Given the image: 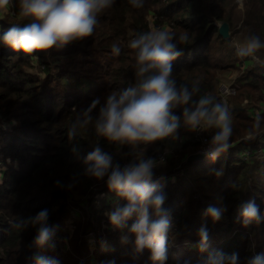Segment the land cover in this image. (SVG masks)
<instances>
[{
  "label": "trees",
  "instance_id": "1",
  "mask_svg": "<svg viewBox=\"0 0 264 264\" xmlns=\"http://www.w3.org/2000/svg\"><path fill=\"white\" fill-rule=\"evenodd\" d=\"M241 7L238 0H143L140 7L131 0H115L99 14L92 35L62 47L25 54L0 43V163L5 164L0 180V264H34L37 255L56 258L60 264H151L147 248L134 252L131 238L121 241L126 229L108 222L106 212L125 201L107 189L103 180L82 172V157L96 139L92 130L81 129L73 138L69 127L77 109L134 81V50L128 43L154 26L188 35L187 41L178 44L182 54L172 61L174 76L178 83L189 85L199 80L201 90L211 92L219 102L217 90L208 89L213 79L244 64L233 84L236 93L229 96L232 107L226 103L233 126L229 149L215 160L202 155L188 160L187 155L198 152L202 143L196 132L180 129L179 149L166 154V163L155 169L153 179L163 178L160 183L167 192L163 206L172 222L165 264H182L186 259L198 264L217 250L235 252L242 262L264 253V221L243 225L236 218L238 207L250 199L264 210V152L258 153L264 136V48L251 56L258 61L230 50L231 42L245 44L249 34L264 40V0H244ZM11 8L15 10V0ZM14 19L11 15L0 18V34ZM217 21L228 23L227 38L218 32ZM113 43L119 44V55L112 53ZM254 110L257 114H248ZM165 141L148 145L147 154H164ZM99 143L121 164L145 151L143 145L130 148L103 139ZM73 144L80 148L78 155L71 151ZM216 169H222L221 175L214 174ZM73 193H78L75 201ZM108 194L115 195L119 204L105 206ZM72 204H86V209L81 205L83 215L91 211L96 216L92 237H79L86 233V226L81 228L80 220L72 218ZM208 205H224L226 210L213 222L203 215ZM43 208L50 211V245L54 246H37L34 226L23 230L13 226L20 217ZM66 221L75 222L69 234L64 232ZM202 224L208 228L209 246L199 252L192 245ZM101 233L105 237L99 240ZM185 239L192 244L184 247Z\"/></svg>",
  "mask_w": 264,
  "mask_h": 264
},
{
  "label": "clouds",
  "instance_id": "2",
  "mask_svg": "<svg viewBox=\"0 0 264 264\" xmlns=\"http://www.w3.org/2000/svg\"><path fill=\"white\" fill-rule=\"evenodd\" d=\"M12 3L13 0H0V18L6 15L15 18L0 34V43L25 54H34V50L59 48L92 35L99 14L110 8L115 0H15L14 11ZM131 3L140 7L143 0H131ZM25 20L28 22L22 23ZM187 40V34L178 35L164 27L154 26L135 34L128 43L134 50V81L125 87L111 89L103 97H95L87 107L77 109L69 127V135L73 138L81 129L92 130L96 139L91 150L82 157V172L103 180L107 189L125 201L106 212L108 222L116 229H126L121 241L127 243L131 238L134 252L147 248L151 264H165L172 222L169 210L163 206L167 198L160 183L163 178L153 179L155 169L166 163L169 149L165 148L164 154L157 157L147 154V146L165 139L176 141L180 138V129L204 131L210 135L200 151L208 159L215 160L229 149L233 132L232 114L226 103L219 102L211 92L202 91L199 80L191 85L177 82L172 61L182 54L179 42ZM260 48H264V40L249 34L237 54L254 56ZM111 51L119 55V44L113 43ZM101 139L130 148L143 145L145 151L134 153L121 164L112 152L102 149ZM71 151L78 155L80 148L73 144ZM7 159L10 162V158ZM4 170L5 164L0 163V180ZM213 171L216 176L222 173V169ZM225 210L224 205H208L203 215L215 222ZM49 215V209L43 208L32 216L20 217L13 226L21 230L34 226L33 242L37 246L50 245L53 231L48 224ZM133 217L129 225L127 222ZM236 218L243 225L259 224L264 221V210L250 199L238 207ZM197 237L192 246L204 252L209 246L208 228L204 224L197 230ZM34 264L60 262L53 257L37 255ZM182 264L191 262L186 259ZM198 264H264V253H255L242 262L235 252L217 250Z\"/></svg>",
  "mask_w": 264,
  "mask_h": 264
},
{
  "label": "rangeland",
  "instance_id": "3",
  "mask_svg": "<svg viewBox=\"0 0 264 264\" xmlns=\"http://www.w3.org/2000/svg\"><path fill=\"white\" fill-rule=\"evenodd\" d=\"M239 2V7H241V2H244V0H238ZM242 9V7L240 8ZM218 22V26L220 25V21H217ZM245 44L243 42H237V44H234L233 42H231V47H230V50L235 54L238 53V50L243 47ZM252 55L250 56H247L248 59H252L253 61H258V59L256 57H251ZM251 57V58H250ZM246 60H243V63H245ZM264 64V61L261 62V65ZM239 68L241 69H244V64H240L239 65ZM238 67L234 68V69H229V70H226L222 73H219L215 76V78L213 79L212 81V84H211V87H209L208 89L211 90L212 92H215L216 89L218 90V84L220 82H223V81H226L228 83H231L232 85L235 84L236 82V79L239 77V73L241 71V69L239 70ZM263 74H264V71H263ZM229 98H227L228 102H229V105L232 107V104H231V101L229 100ZM228 105V106H229ZM248 114H251V116H253V114H257V111L254 110L252 112H248ZM179 145H180V142L179 140L177 139L176 141H170V140H167L164 142V147H163V150L165 148H168L169 151L167 152V154H171L173 155L174 152L176 150L179 149ZM158 151V150H157ZM156 151V152H157ZM158 154H156L157 156ZM186 156V155H185ZM189 154L187 155V158H188ZM240 158H242V155H239ZM184 159H186V157H184ZM166 160V158H165ZM204 160V159H203ZM78 196V193H73L72 196H71V199L73 198H76ZM105 196V194H104ZM106 201H103V203H106L105 206H114L115 204H119V201L115 198V195L109 197V194L106 196ZM75 201V199H73ZM87 205H88V201L85 202ZM86 204H79V206H76V205H69V208H70V212L72 214V218L73 219H76V220H80L79 222L81 223V228L83 227V225L86 226V233H80L79 234V237L82 238V237H92L93 236V229H90L94 224H93V219L96 217H94V214H90L91 211H89V215H83L82 211H81V205L83 206L82 209H86L87 205ZM99 207H102V203L98 206ZM100 211V209H98ZM75 211H77V213H75ZM105 210H103L101 213L102 214H105ZM87 220H90L89 222H87ZM74 223L75 222H65V225H64V232H66L65 234H69V232L72 231V229L74 228ZM111 226V225H110ZM112 227V226H111ZM81 230V229H80ZM60 234H63V232H61ZM103 237H105V233H101L100 237H99V240H101ZM94 241V239H93ZM196 241H193V243H195ZM183 243L186 245L184 247H187L189 245L192 244V241L190 240H183ZM248 257V256H247Z\"/></svg>",
  "mask_w": 264,
  "mask_h": 264
},
{
  "label": "built area",
  "instance_id": "4",
  "mask_svg": "<svg viewBox=\"0 0 264 264\" xmlns=\"http://www.w3.org/2000/svg\"><path fill=\"white\" fill-rule=\"evenodd\" d=\"M235 93H236V89L231 83L223 81V82H220L218 84L217 94L220 97V100H221L222 103H227V98L230 95H235ZM196 135L200 138L201 143H202L201 147H202L203 143L207 139V137L204 134V131L196 132ZM200 148L198 150V153H201ZM260 152H261V149H258V153H260ZM160 155H162V154L158 153L157 157H159ZM202 156H204V155L202 154ZM204 157H206V156H204Z\"/></svg>",
  "mask_w": 264,
  "mask_h": 264
},
{
  "label": "water",
  "instance_id": "5",
  "mask_svg": "<svg viewBox=\"0 0 264 264\" xmlns=\"http://www.w3.org/2000/svg\"><path fill=\"white\" fill-rule=\"evenodd\" d=\"M218 32L224 37L227 38L229 36V25L227 22H221L220 25L218 26ZM202 156L201 154L194 153L188 156V160L190 159H201Z\"/></svg>",
  "mask_w": 264,
  "mask_h": 264
},
{
  "label": "crops",
  "instance_id": "6",
  "mask_svg": "<svg viewBox=\"0 0 264 264\" xmlns=\"http://www.w3.org/2000/svg\"><path fill=\"white\" fill-rule=\"evenodd\" d=\"M258 149H261V152L260 153H263L264 152V136L261 139V142H260V144L258 146Z\"/></svg>",
  "mask_w": 264,
  "mask_h": 264
}]
</instances>
